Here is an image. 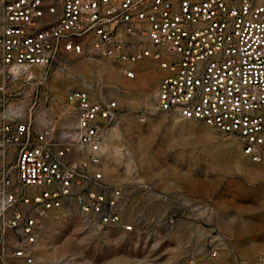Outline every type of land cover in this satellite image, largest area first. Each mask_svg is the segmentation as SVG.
Here are the masks:
<instances>
[{
    "label": "built area",
    "instance_id": "obj_1",
    "mask_svg": "<svg viewBox=\"0 0 264 264\" xmlns=\"http://www.w3.org/2000/svg\"><path fill=\"white\" fill-rule=\"evenodd\" d=\"M68 53L90 61L159 60L165 74L156 109L233 136L264 177V0H4L0 159L14 148L16 162L0 172V222L3 231L14 228L18 235L13 257L33 264L39 217L64 203L75 202L102 226L121 221L122 187L92 168L101 163L118 102L71 91L74 124L60 136L50 125L36 126L32 114L10 107L12 82L31 67H52ZM135 73L126 69L128 77ZM76 152L86 156L78 159ZM234 264L264 259L236 257Z\"/></svg>",
    "mask_w": 264,
    "mask_h": 264
},
{
    "label": "rangeland",
    "instance_id": "obj_2",
    "mask_svg": "<svg viewBox=\"0 0 264 264\" xmlns=\"http://www.w3.org/2000/svg\"><path fill=\"white\" fill-rule=\"evenodd\" d=\"M3 4L0 0V11ZM127 68L135 70L134 77L127 76ZM164 74L152 57L125 63L68 53L52 67H31L9 85L10 107L32 114L36 126H52L57 136L74 124L67 101L71 91L86 90L95 99L119 104L118 117L103 139L101 163L92 168L103 171L105 182L122 187L117 205L121 221L102 226L75 202L51 209L34 229L33 264H234L236 257L264 259L261 167L233 136L202 121L158 111ZM14 152L12 148L5 161L0 159V172L4 164H15ZM125 224L133 229L126 230ZM3 229L0 222V264H25L12 255L18 242L15 229Z\"/></svg>",
    "mask_w": 264,
    "mask_h": 264
}]
</instances>
